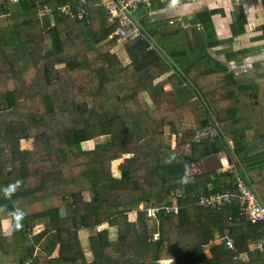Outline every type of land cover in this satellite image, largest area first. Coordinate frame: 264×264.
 <instances>
[{
    "label": "trees",
    "instance_id": "1",
    "mask_svg": "<svg viewBox=\"0 0 264 264\" xmlns=\"http://www.w3.org/2000/svg\"><path fill=\"white\" fill-rule=\"evenodd\" d=\"M0 1V17L9 18L0 30V264H264V248L238 259L262 231L239 214L234 197L218 210L196 205L201 194L234 196L241 175L206 173L201 165L188 174L222 152L233 164L223 136L236 122V91L246 87L208 52L218 10L196 14L201 30L141 22L161 56L139 39L117 42L102 0L88 2V25L55 10L71 0ZM244 21L235 17L231 35L242 33ZM211 114L217 136L196 143L195 130ZM181 123L192 127L181 130ZM235 140L240 155L245 147ZM117 161L118 177L111 170ZM223 176L229 179L221 183ZM177 191L184 198L176 214L155 222L138 210L171 206ZM226 229L236 252L221 241ZM153 234L157 241L147 238Z\"/></svg>",
    "mask_w": 264,
    "mask_h": 264
},
{
    "label": "crops",
    "instance_id": "2",
    "mask_svg": "<svg viewBox=\"0 0 264 264\" xmlns=\"http://www.w3.org/2000/svg\"><path fill=\"white\" fill-rule=\"evenodd\" d=\"M212 10H218V14L211 18L215 47L208 52L226 66L238 83L242 82V87H246L236 91L238 113L235 124L229 129L232 135L228 132L223 136L227 151L232 153L233 164L228 163L223 152L220 153L217 157L223 169H226H221L219 173L226 174L228 167L239 173L248 180L257 202L264 205V0H178V4L156 1L150 8L139 7L134 16L136 19L141 18V22L145 24L153 22L160 29L173 30L174 28L167 26V21L180 19L193 23L196 14ZM240 13L245 20L242 33L233 36L231 24ZM113 51L124 66L128 64L129 60L123 49L114 48ZM170 71L173 72L171 69ZM163 86L164 91L171 90L169 84ZM193 98L194 101L197 99L196 96ZM181 127L184 130L191 128L192 124L181 123ZM240 136L245 148L242 154L237 155L232 147L235 139L238 145L242 144ZM227 179L229 178L223 176L221 183L227 182ZM129 214L128 220H135V212ZM253 241L254 239L247 241V253L239 254L240 261L246 260L249 253L255 252L251 251ZM163 263L174 264L172 260L159 262Z\"/></svg>",
    "mask_w": 264,
    "mask_h": 264
},
{
    "label": "built area",
    "instance_id": "3",
    "mask_svg": "<svg viewBox=\"0 0 264 264\" xmlns=\"http://www.w3.org/2000/svg\"><path fill=\"white\" fill-rule=\"evenodd\" d=\"M90 0H71L70 2L59 6L55 10L59 11L66 17L76 19L83 22L86 25L90 24V15L87 10V4ZM166 1V0H157ZM173 4H178V0H170ZM152 0H102V7L107 16V26L115 27L112 36L116 38L117 42L125 43L130 40L139 39L148 43L149 50H156L163 55L160 47L156 41L145 31L141 26V18L136 19L134 14L139 7L150 8ZM43 11L48 13L50 9L44 7ZM39 19V15L36 16ZM167 26L174 29L187 30L195 28L200 30L199 23H191L189 21H183L180 19H173L167 21ZM217 126L214 122L208 121V123L201 128L195 130L194 140L196 143H202L204 141H213L217 136ZM236 193L231 195L230 193L224 194H209L201 196L198 199L197 205L199 207L209 209H220L228 205L234 197L238 203L239 214L251 225H260L262 236L252 242L251 251L261 250L264 248V205L257 202L251 186L243 183L242 176H235ZM168 198L172 202V205H161L159 207L149 205L143 207L139 206L138 210L145 212L146 218L150 220H157L158 216L176 214L178 212L177 201H181L184 198L182 192L177 191L170 193ZM158 235H152V241H157ZM224 246L236 252L233 239L230 236V230L224 231ZM241 259V255L238 256Z\"/></svg>",
    "mask_w": 264,
    "mask_h": 264
},
{
    "label": "rangeland",
    "instance_id": "4",
    "mask_svg": "<svg viewBox=\"0 0 264 264\" xmlns=\"http://www.w3.org/2000/svg\"><path fill=\"white\" fill-rule=\"evenodd\" d=\"M7 1H9L10 2V4L11 5H13L17 0H7ZM58 8V7H57ZM8 17L7 16H1L0 17V30H3L5 27H7V25L9 24L8 23ZM121 46H118V45H116V47L115 48H120ZM112 52H114L113 50H112ZM170 74H173V72L172 71H170L169 72ZM166 76V74L163 76V77H161V78H164ZM164 85H166V84H164ZM239 85L241 86L242 85V82H239ZM163 85H162V91H164V89H163ZM170 91V90H169ZM164 92H168V91H164ZM198 99H199V101H200V103H201V106H203V107H205L206 106V104L205 103H202V101H201V98H199L198 97ZM191 101H194V98L192 97L191 98ZM205 110H207V111H209V109H208V107L206 106L205 107ZM237 110H238V105H237ZM237 113H238V111H237ZM237 113H236V116H237ZM210 121H212V122H214L215 124H216V126H217V122H216V120H215V118L214 117H211V120ZM217 129H218V126H217ZM175 138H173L172 137V146H175ZM99 141H102V139L101 140H99ZM96 142H94V141H90V142H85V143H83V144H81V147H82V150L84 151V150H88V149H91V148H93V146H94V144H95ZM41 148L42 149H44V150H46L47 149V145H46V143L45 142H42L41 143ZM121 161H117L116 163H112V165H111V170H112V175L113 176H116V177H118V171H117V165L120 163ZM200 165H201V163L200 164H197V165H195V168H190V170L188 171V174L189 173H192V174H194V173H198L199 172V167H200ZM221 169H223V167L222 168H220L219 170H217V172H219ZM226 168H224L223 170H225ZM231 168L230 167H228V172H226V173H231ZM198 203V202H197ZM142 205V204H141ZM140 205V206H141ZM197 205V204H196ZM198 206V205H197ZM142 207V206H141ZM144 207V206H143ZM142 207V208H143ZM215 210H218V209H215ZM130 215V214H129ZM129 215H128V217H129ZM9 221H7V222H4L3 224H2V227L4 228V229H8V231L10 230V225H9ZM41 229V227H38V228H35L34 229V232H37V231H39ZM7 234H8V232H7ZM111 238H113V235L111 234ZM147 238H149L150 239V241L152 240V235H148V237ZM224 240V234H223V236H222V239H221V241H223ZM215 241H210L209 243H214ZM263 249V248H262ZM261 249V250H262ZM207 252V251H206ZM163 264H167V263H163Z\"/></svg>",
    "mask_w": 264,
    "mask_h": 264
},
{
    "label": "water",
    "instance_id": "5",
    "mask_svg": "<svg viewBox=\"0 0 264 264\" xmlns=\"http://www.w3.org/2000/svg\"><path fill=\"white\" fill-rule=\"evenodd\" d=\"M201 163L203 170L206 173L215 172L221 168V164L217 155H212L207 158H204Z\"/></svg>",
    "mask_w": 264,
    "mask_h": 264
},
{
    "label": "clouds",
    "instance_id": "6",
    "mask_svg": "<svg viewBox=\"0 0 264 264\" xmlns=\"http://www.w3.org/2000/svg\"><path fill=\"white\" fill-rule=\"evenodd\" d=\"M161 51H162V50H161ZM162 53H163V52H162ZM161 56H162V55H161ZM217 156H218V155H217ZM219 161H220V160H219ZM221 167H222V166H221ZM149 220H150V219H149ZM150 221H155V222H156L157 220H150ZM158 239H159V238H158ZM149 240H150V239H149ZM151 241H152V240H151Z\"/></svg>",
    "mask_w": 264,
    "mask_h": 264
}]
</instances>
